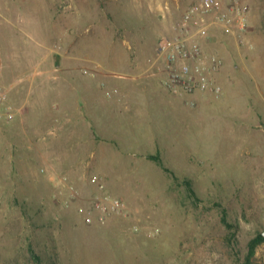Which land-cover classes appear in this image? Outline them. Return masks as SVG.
<instances>
[{"label": "rangeland", "instance_id": "obj_1", "mask_svg": "<svg viewBox=\"0 0 264 264\" xmlns=\"http://www.w3.org/2000/svg\"><path fill=\"white\" fill-rule=\"evenodd\" d=\"M196 1L0 0V85L19 110L0 119V264L245 262L264 232V0H244L245 45L221 27L205 42L225 62L223 91L191 105L152 62ZM158 152L200 201L148 157ZM95 173L128 215L87 223ZM218 203L238 225L236 247ZM252 264H264V242Z\"/></svg>", "mask_w": 264, "mask_h": 264}, {"label": "built area", "instance_id": "obj_2", "mask_svg": "<svg viewBox=\"0 0 264 264\" xmlns=\"http://www.w3.org/2000/svg\"><path fill=\"white\" fill-rule=\"evenodd\" d=\"M223 28L239 44L247 43L248 8L244 0H199L188 6L171 26V33L160 36L152 66L162 73V82L176 95L189 96L196 104L198 93L221 94L219 74L224 60L215 51H208L205 42L216 28ZM111 95V93H109ZM19 110L9 103L8 90L0 85V119L12 121ZM91 183L99 191L90 206L85 208L87 223H105L111 214L128 215L126 202L107 189L103 176L93 174ZM75 187L70 186L72 195ZM60 189L59 193H63Z\"/></svg>", "mask_w": 264, "mask_h": 264}, {"label": "trees", "instance_id": "obj_3", "mask_svg": "<svg viewBox=\"0 0 264 264\" xmlns=\"http://www.w3.org/2000/svg\"><path fill=\"white\" fill-rule=\"evenodd\" d=\"M149 158L157 161L166 171L171 172L172 170L165 164L163 157L161 153H152L148 155ZM174 174V172H171ZM174 178L179 181V183L185 185L186 190L190 197H192L195 200L200 201V197L197 193V190L193 184V180L189 177H186L182 180H180L179 176L174 174ZM221 206V221L222 223L229 229L228 232V241L232 243L235 247L237 246V228L238 225L231 221L229 217V212L226 207H224L222 204L218 203ZM264 242V232L259 231L254 237H252L248 242V250L245 254V262L242 264H252L254 257L256 255L258 247ZM239 252V251H238ZM237 254V253H236ZM242 258L238 256L236 262L237 264H240V261Z\"/></svg>", "mask_w": 264, "mask_h": 264}, {"label": "crops", "instance_id": "obj_4", "mask_svg": "<svg viewBox=\"0 0 264 264\" xmlns=\"http://www.w3.org/2000/svg\"><path fill=\"white\" fill-rule=\"evenodd\" d=\"M155 79H158V78H155ZM161 79V78H160ZM147 79H143L142 81L143 82H145ZM159 80V79H158ZM156 82H155V84H158L159 85V89H161L162 90V93H166V94H168L163 88H161L162 86L160 85V80L159 81H157V80H155ZM157 86V85H156ZM138 92H139V90H138V88H136L134 91H132V96L134 95V96H137V94H138ZM153 93L155 92V91H152ZM150 93L149 91L148 92H146V96H148V104H149V106H151L150 104L152 103L153 104V102H152V100L154 99V97H157L158 98V96L155 94V95H153V93ZM198 94H201L202 96H205L206 95V93H198ZM198 94H196V95H198ZM195 95V96H196ZM168 96L169 97H173V95H171V94H168ZM170 99V98H169ZM163 100H165V99H163ZM174 100H177L176 99V97H174ZM158 101H159V98H158ZM87 102V101H86ZM165 103H167V104H172L173 102L172 101H170V100H165ZM85 105V104H84ZM157 105V104H156ZM174 105H175V103H174ZM153 106H154V104H153ZM174 117H176V116H174ZM71 118H73V116H71ZM68 119L69 120H71L70 119V117H68ZM100 135H95L93 138H92V136H90V138L89 137H87V135L85 136V138L84 137H82L81 138V143L83 144L84 143V145L85 146H83V147H80L82 150H84V148H87V143L90 141V144H96L97 142H99V139H98V137H99ZM85 140V141H84ZM67 142H69V139L68 138H66V137H62L61 138V144H62V149L61 150H64V149H66L67 148V146H66V143ZM160 144V143H159ZM68 151H70V150H68ZM78 152H81V153H83L84 151H78ZM77 156L75 155V158H76ZM67 158V157H66Z\"/></svg>", "mask_w": 264, "mask_h": 264}]
</instances>
